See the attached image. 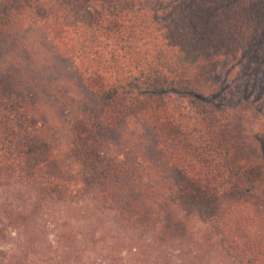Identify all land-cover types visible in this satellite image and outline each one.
<instances>
[{"label": "trees", "instance_id": "obj_1", "mask_svg": "<svg viewBox=\"0 0 264 264\" xmlns=\"http://www.w3.org/2000/svg\"><path fill=\"white\" fill-rule=\"evenodd\" d=\"M260 87L264 0H0V264H169L238 211L264 227Z\"/></svg>", "mask_w": 264, "mask_h": 264}, {"label": "rangeland", "instance_id": "obj_2", "mask_svg": "<svg viewBox=\"0 0 264 264\" xmlns=\"http://www.w3.org/2000/svg\"><path fill=\"white\" fill-rule=\"evenodd\" d=\"M33 40L37 43V40L39 39L37 37V40ZM260 89L262 91L260 97L259 94L257 95V99L259 101L258 108L261 115L258 131L264 137V97L262 98L264 87H260ZM249 216L250 214L248 211H238L235 213L233 218L229 219L228 227L223 229V231H227V234L224 232V237L222 233L216 236L213 234L212 239L207 240L205 236L201 235V233L196 234V238L200 236L202 241L196 245H188L186 243L185 246H181L179 251L175 250L173 253L174 257L169 260V264H236L234 258L231 257L232 249H229L226 245H229V242L232 243L233 239H231V235H234L239 225H241L242 229L245 230L246 235L249 236L251 242L264 241V227L259 226V224H252L251 220L250 222H246L245 218H250ZM197 226H199V224H197ZM222 238L223 241L225 238V241L228 240L229 242L227 241L226 244H224V242H221ZM243 242L244 240L242 243ZM150 255H146L143 261L144 264H150L152 262L153 254Z\"/></svg>", "mask_w": 264, "mask_h": 264}]
</instances>
